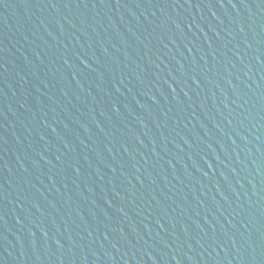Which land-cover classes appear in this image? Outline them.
<instances>
[{
  "label": "water",
  "instance_id": "95a60500",
  "mask_svg": "<svg viewBox=\"0 0 264 264\" xmlns=\"http://www.w3.org/2000/svg\"><path fill=\"white\" fill-rule=\"evenodd\" d=\"M0 264H264V0H0Z\"/></svg>",
  "mask_w": 264,
  "mask_h": 264
}]
</instances>
